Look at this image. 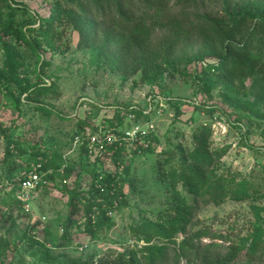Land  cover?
I'll return each mask as SVG.
<instances>
[{
    "label": "rangeland",
    "instance_id": "rangeland-1",
    "mask_svg": "<svg viewBox=\"0 0 264 264\" xmlns=\"http://www.w3.org/2000/svg\"><path fill=\"white\" fill-rule=\"evenodd\" d=\"M10 1L14 6L28 5L32 10L26 15L18 14L16 18L19 22L36 19L37 12L44 16L52 13V0ZM169 6L174 12L184 9L192 20L202 12L222 10L221 0H196L187 6L180 0H169ZM9 10L6 0H0V69L4 67L6 58L1 41V22ZM37 25L39 21L34 24ZM156 27V37L167 33L159 24ZM61 29L65 30L64 37L57 43L62 45L55 49L43 45L41 59H37L26 46L21 47L15 40L12 42L25 54L19 68L21 77L26 75L33 81L38 80L35 72L37 65L40 70L44 60L49 62L43 69L44 80L48 85L55 82L58 92L40 99L54 107L50 113L36 108L34 104L17 107L6 86L0 85V264H49L48 258L55 264H65L77 257L94 254L98 259L144 245L165 249L164 258L158 264H189V259L201 264L205 255L224 254L228 245L234 242L242 247L239 264H264V119L249 121L244 117L242 121L237 120L240 116L236 109L223 102L225 91L221 86L197 93L196 84L183 72L201 70L202 61L180 63L177 72L166 73L165 79L158 81L159 84L145 83L140 75L123 79L120 72L93 62L94 50L78 47L79 35L72 27L62 25ZM178 53L181 51L178 50ZM187 55L190 58L199 56V45L190 43ZM206 59L216 61L212 56ZM13 88L18 93V89ZM234 90L232 95L243 103L264 110V104L255 100L251 78L238 84ZM165 92L183 99L180 115L164 99ZM217 106L228 112L230 119L220 120L219 109L211 113V108ZM133 107L139 112L132 111ZM112 120L122 121L120 127L124 133L135 128L147 129L148 133L154 132L160 141L152 142V146H156L155 152L140 150L129 158L131 169L124 186L128 202L122 209L115 210V225L103 228L93 241L85 234L72 231L70 245L59 246L63 233L70 232L72 228L67 226L69 195L61 186L66 181L61 183L58 175L51 185L36 192L29 211L15 205L5 192L2 180L6 175L16 174L17 177L23 173L30 155L6 158V134L18 139L26 150L39 146L52 154L59 153V162L67 159L74 172L66 185L73 188L79 173L85 177L84 182L88 181L90 172L84 166L89 169L98 167L91 160L85 164V158L80 157V144L75 145L76 136L73 137V134L82 123L87 132L77 135L93 133L89 127L91 124L101 128V134L105 133V127ZM204 124L212 126L209 148H227L219 161L218 171L230 172L239 184L236 187L242 192L240 196L227 195L220 201L206 202L203 197L191 192L183 181L174 183V172L181 170V152L177 145L186 152H192L198 144L194 134ZM109 131L112 130H107V133ZM124 147L130 157L132 148L137 146ZM165 150L173 152L171 161L165 160L167 154L162 153ZM206 196L209 197V194ZM178 205L194 206L184 229L181 226L171 227L168 222V218L177 213ZM145 220L157 223L162 232L158 233L157 228H153L154 232L147 240L144 234L135 233L134 228ZM185 240V254L179 258L176 251H180ZM85 243L88 245L81 248ZM212 243L219 246L210 247ZM139 255L142 261H146L143 253Z\"/></svg>",
    "mask_w": 264,
    "mask_h": 264
},
{
    "label": "trees",
    "instance_id": "trees-1",
    "mask_svg": "<svg viewBox=\"0 0 264 264\" xmlns=\"http://www.w3.org/2000/svg\"><path fill=\"white\" fill-rule=\"evenodd\" d=\"M180 1L184 6L196 2V0ZM6 2L10 10L5 20L1 22L3 33L1 41L6 58L4 67L0 69V85L6 86L17 107L22 104H34L36 108L50 113L54 107L41 101L40 97L53 96L58 91L55 82L48 85L44 80L43 69L49 64L46 60L41 64L40 70L39 65L35 69L38 80L33 81L26 75L20 76L19 68L22 66L25 54L23 50L13 46L12 42L15 40L21 47L26 46L37 59H41L43 45L54 49L60 48L62 43L57 42L62 40L65 32L60 30V27L67 25L78 33V47L94 50L93 62L108 67L111 71L120 72L123 79L140 75L145 83L159 84L158 81L164 80L166 73H176L180 63L202 61L204 64L201 70L195 69L193 73L183 72V75L185 74L196 84L197 93L221 86L225 91L223 102H228L236 109L240 116L237 120L242 121L244 117L249 121L264 119V110L249 106L232 95L238 84L251 78L255 100L264 104V0L243 2L221 0L220 12H202L195 20H192L184 9L179 12L172 11L169 0H52L51 14L44 16L37 12L36 19L30 22H19L16 18L18 14L26 15L32 12L28 5L20 7L14 6L10 0ZM38 21L39 25L34 26ZM156 24L166 29L167 33L156 37L155 30L158 28ZM192 42L199 45L200 55L196 58L187 55L188 46ZM178 50L181 51L180 54ZM207 56L215 57L216 61H209L206 59ZM13 87L18 89V93ZM25 93H28L26 97L23 96ZM164 94V99L175 108L176 114L180 115L183 99L173 97L169 92ZM217 109L221 113L218 117L220 120L230 117L229 113L220 106L212 107L210 111L214 113ZM131 110L139 112L134 107ZM142 113L144 112L139 114ZM120 122L122 123L121 120L110 121L104 132L112 130L109 132L122 137L124 131L120 127ZM83 123L87 124L86 120H83ZM82 124L76 129L73 137L87 132L85 125ZM89 127L93 133L102 131L92 124ZM211 133L210 124L202 125L200 131L194 134L198 144L192 152H186L182 146L177 145L181 152V170L174 172V183L178 180L183 181L191 192L203 197L206 202H217L227 195L240 196L242 192L236 187L239 184L235 178H232L230 172L218 171L219 161L226 154L227 148L210 149ZM6 137L8 139L6 158L30 155L23 170L28 169L39 155L45 160L44 169H53V172L47 175L48 183L41 187L42 191L57 180L58 175L61 183L66 181L65 185L61 186L69 195L70 212L67 226L72 228L70 232L63 233L59 246H69L73 232L85 234L93 241L94 236L103 228L115 225V217L108 216L107 211L120 210L128 202L124 186L129 180L131 169L129 158L140 150L155 152L156 146H152V142L160 141L154 132H150L145 138H138L133 142L137 147L132 148L130 157L128 149L116 143L94 159L90 158L85 144L79 145L80 157L85 158V164L92 161L93 165L98 167L89 169L84 166L90 172L88 181L84 182L85 177L79 173L75 186L70 188L66 184L74 168L67 159L59 162L57 152L52 154L50 150L39 146L26 150L18 139L11 138L8 133ZM162 153L167 154L165 160L173 159L171 150ZM100 176L104 179L100 180ZM18 177L21 178L22 173L17 177L16 174L6 175L2 184L12 202L23 208L16 196L20 190ZM100 182L107 186L105 192L99 187ZM112 183L115 184L114 187ZM207 194L209 197L206 196ZM115 200L118 201V205L114 204ZM176 209L177 213L168 218V222L171 227L181 226L184 229L194 206L178 205ZM160 227L157 223H147L145 220L137 225L134 231L144 234L147 240L154 232L153 228H157V232L161 233ZM185 243L186 240L179 248L180 251H176L179 258L185 254ZM209 246L217 247L219 244L212 243ZM164 250L156 245H144L98 259H95L94 254L77 257L65 264H158L159 260L164 258ZM241 252L240 243L234 242L228 245V250L224 254L205 255L201 264H239ZM140 253H143L142 256L146 261H142ZM48 263L55 264L50 258ZM188 263L199 264L192 262L191 259Z\"/></svg>",
    "mask_w": 264,
    "mask_h": 264
},
{
    "label": "built area",
    "instance_id": "built-area-1",
    "mask_svg": "<svg viewBox=\"0 0 264 264\" xmlns=\"http://www.w3.org/2000/svg\"><path fill=\"white\" fill-rule=\"evenodd\" d=\"M140 128V127H138ZM148 134L147 129H134L132 131H127L124 133L122 137L114 133H87L86 136L84 135H77L75 137V145L85 144L87 149L89 150L90 157L95 158L98 155H102L104 152L107 151L109 146L114 144H118L119 146L124 145H132L133 142L138 138H145ZM147 146V142L145 144ZM44 158L42 155L37 157V160L34 161L31 166L24 170L22 173V177L19 178L20 182V190L17 193V198L21 201V205L30 210V202L35 195L36 192L41 190V187L48 183L47 175L53 172L52 168L44 169ZM123 165L120 167L122 169ZM63 171V170H62ZM100 180L104 179L103 176L99 177ZM115 184L112 183V187ZM99 187L101 188L102 192L106 191L107 186L102 182L99 183ZM113 193V191L111 192ZM115 205H118V201H114ZM115 210H108V216H114ZM88 244L85 243L81 246V248L86 247Z\"/></svg>",
    "mask_w": 264,
    "mask_h": 264
}]
</instances>
